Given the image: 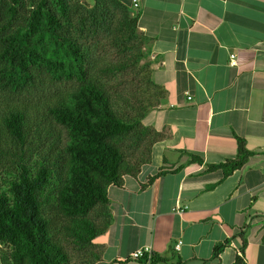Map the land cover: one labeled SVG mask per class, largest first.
<instances>
[{"label": "trees", "instance_id": "obj_1", "mask_svg": "<svg viewBox=\"0 0 264 264\" xmlns=\"http://www.w3.org/2000/svg\"><path fill=\"white\" fill-rule=\"evenodd\" d=\"M140 16L122 0H0V264L102 260L109 187L136 177L164 138L143 122L167 91ZM252 154L240 141L237 158L209 168L229 175ZM245 247L233 264H247Z\"/></svg>", "mask_w": 264, "mask_h": 264}, {"label": "crops", "instance_id": "obj_2", "mask_svg": "<svg viewBox=\"0 0 264 264\" xmlns=\"http://www.w3.org/2000/svg\"><path fill=\"white\" fill-rule=\"evenodd\" d=\"M137 1L153 78L167 91L143 122L164 138L136 177L109 187L101 261L167 264L130 258L151 246L169 264H233L246 241L247 264H264V0ZM240 141L253 152L246 164L229 175L209 168L237 158Z\"/></svg>", "mask_w": 264, "mask_h": 264}, {"label": "built area", "instance_id": "obj_3", "mask_svg": "<svg viewBox=\"0 0 264 264\" xmlns=\"http://www.w3.org/2000/svg\"><path fill=\"white\" fill-rule=\"evenodd\" d=\"M134 6L137 8L139 6V3L137 0H134ZM230 63L231 65L235 66L237 65V60H236V54L233 53L231 54V60H230ZM190 98V97H189ZM177 211H183L184 208H181L180 206H176L175 208ZM181 244H182V241H178L175 245V248L177 250L180 249L181 247ZM152 255H153V250L151 248V246H144V247H141L139 249H136L135 251H133L131 254H130V258L133 259V260H139L143 257H147L148 259V262L151 261L152 259Z\"/></svg>", "mask_w": 264, "mask_h": 264}, {"label": "rangeland", "instance_id": "obj_4", "mask_svg": "<svg viewBox=\"0 0 264 264\" xmlns=\"http://www.w3.org/2000/svg\"><path fill=\"white\" fill-rule=\"evenodd\" d=\"M89 1H90L91 3H93V2H94V0H89ZM98 264H108V263H106V262H104V261H103V262L101 261V262H100V263H98Z\"/></svg>", "mask_w": 264, "mask_h": 264}]
</instances>
